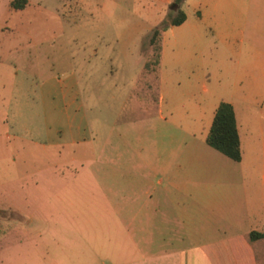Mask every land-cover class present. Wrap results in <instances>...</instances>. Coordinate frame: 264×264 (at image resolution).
Returning <instances> with one entry per match:
<instances>
[{
	"label": "rangeland",
	"instance_id": "1",
	"mask_svg": "<svg viewBox=\"0 0 264 264\" xmlns=\"http://www.w3.org/2000/svg\"><path fill=\"white\" fill-rule=\"evenodd\" d=\"M171 2L30 0L7 11L0 0V75L13 91L0 98V264H163L169 243L126 225L125 193L128 140L164 124L162 81L169 120L198 105L209 118L232 100L244 144L263 148L264 0H189L176 26ZM165 25L158 69L149 40Z\"/></svg>",
	"mask_w": 264,
	"mask_h": 264
},
{
	"label": "crops",
	"instance_id": "2",
	"mask_svg": "<svg viewBox=\"0 0 264 264\" xmlns=\"http://www.w3.org/2000/svg\"><path fill=\"white\" fill-rule=\"evenodd\" d=\"M6 1L10 2L7 11L30 5L27 0L23 8H14L13 0ZM102 1L98 0L101 8ZM20 52L14 48L9 55ZM26 57L33 65V52ZM163 89L164 81L158 97V118L164 124L149 137L136 128L137 136L127 142L132 154L126 160V225L138 220L148 236L144 241L169 243L160 255L163 264H264V238H251L252 232L264 231V143L259 149L250 137L244 144L247 130L234 101L226 100L236 113L242 151L240 161L229 158L206 141L221 100L209 118L198 105L193 107L195 117L170 111L173 119L169 120L161 114L170 110ZM12 92L8 77L0 75V98L12 99ZM90 141L91 135L80 136L59 145Z\"/></svg>",
	"mask_w": 264,
	"mask_h": 264
},
{
	"label": "trees",
	"instance_id": "3",
	"mask_svg": "<svg viewBox=\"0 0 264 264\" xmlns=\"http://www.w3.org/2000/svg\"><path fill=\"white\" fill-rule=\"evenodd\" d=\"M186 0H172L171 6L176 8L175 15L172 16V26L182 24L187 15L182 9V5ZM27 0H13L11 5L14 8H23ZM170 25H165L162 28L155 27L150 36V44H155L154 60L149 64L154 67H160L162 53V33ZM148 65V64H147ZM207 143L228 156L229 158L240 161L242 158L241 139L237 124L236 113L231 103L221 101L215 111L209 133L206 138ZM251 238H264L263 232H252Z\"/></svg>",
	"mask_w": 264,
	"mask_h": 264
}]
</instances>
